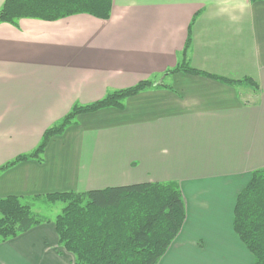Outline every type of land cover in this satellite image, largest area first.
Instances as JSON below:
<instances>
[{
    "label": "crops",
    "instance_id": "crops-1",
    "mask_svg": "<svg viewBox=\"0 0 264 264\" xmlns=\"http://www.w3.org/2000/svg\"><path fill=\"white\" fill-rule=\"evenodd\" d=\"M189 37L194 69L249 77L259 90L165 75ZM141 81L154 86L123 110L79 115L43 161L1 171L0 197L33 207L48 194L176 182L186 219L158 264H254L233 223L239 194L264 168V1L113 0L108 20L0 23V167L35 149L75 104ZM50 220L0 242V264H75Z\"/></svg>",
    "mask_w": 264,
    "mask_h": 264
},
{
    "label": "trees",
    "instance_id": "trees-1",
    "mask_svg": "<svg viewBox=\"0 0 264 264\" xmlns=\"http://www.w3.org/2000/svg\"><path fill=\"white\" fill-rule=\"evenodd\" d=\"M264 0H250L258 2ZM113 0H6L0 9V23L17 24L33 18L57 21L87 14L108 20ZM200 12L196 13L190 29ZM191 38L182 53L183 60L165 75L183 72L222 80L233 87L259 85L251 78L227 80L194 69L187 59ZM154 86L141 81L133 87L108 92L99 101L75 104L56 124L44 132L38 146L0 167V172L28 160L43 161L50 140L77 124V117L106 108L123 110L125 101ZM50 203L62 202V212L54 219L60 244L75 256V264H158L179 235L186 204L176 182H147L109 187L87 192H61L39 197ZM50 219L35 214L32 205L20 197H0V242L25 233ZM234 231L254 256V264H264V168L253 172L239 194L234 210Z\"/></svg>",
    "mask_w": 264,
    "mask_h": 264
},
{
    "label": "rangeland",
    "instance_id": "rangeland-1",
    "mask_svg": "<svg viewBox=\"0 0 264 264\" xmlns=\"http://www.w3.org/2000/svg\"><path fill=\"white\" fill-rule=\"evenodd\" d=\"M23 202L25 203V201ZM63 207L64 203L62 202L50 203L47 201H37L32 207V210L35 214L46 219H55L62 212Z\"/></svg>",
    "mask_w": 264,
    "mask_h": 264
}]
</instances>
